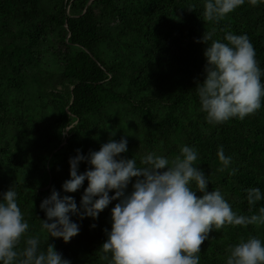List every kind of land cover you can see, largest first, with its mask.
I'll use <instances>...</instances> for the list:
<instances>
[{"label": "trees", "instance_id": "trees-1", "mask_svg": "<svg viewBox=\"0 0 264 264\" xmlns=\"http://www.w3.org/2000/svg\"><path fill=\"white\" fill-rule=\"evenodd\" d=\"M203 12L204 0H0V193L15 188L42 250L49 243L71 264H108L99 248L118 200L95 220L73 216L80 232L68 243L47 242L39 219H46L40 203L53 188L79 207L87 181L63 192L68 161L110 139L126 138L121 155L138 164L149 152L171 159L194 146L207 191L219 189L243 215L264 206H250L245 192H264V107L213 125L196 92L205 78L207 45L197 42L204 32L215 29L213 39L223 42L226 32L247 34L264 69V3L246 2L218 22L205 21ZM219 146L236 175L220 170ZM87 168L81 162L79 172ZM249 236L264 239V226L211 231L200 264H226L228 247Z\"/></svg>", "mask_w": 264, "mask_h": 264}, {"label": "clouds", "instance_id": "clouds-1", "mask_svg": "<svg viewBox=\"0 0 264 264\" xmlns=\"http://www.w3.org/2000/svg\"><path fill=\"white\" fill-rule=\"evenodd\" d=\"M246 2L258 6L264 0H204V20L218 22ZM214 35L215 29L204 32L197 41L207 47L205 78L196 92L208 123L219 125L233 118L242 120L264 107V69L247 34L226 32V42L214 40ZM127 151L126 138L110 139L98 151L83 155L78 149L69 159L63 192H77L85 181L87 187L79 207L74 197L61 196L54 188L42 200L40 209L46 219L39 220L47 242L49 238L70 242L80 232L73 216L95 220L117 200L111 209V229L106 230L107 239L99 248L100 259L108 264H200L201 245L211 231L226 225L264 226V206L255 214L243 215L233 210L219 189L207 191L210 180L197 167L194 146L183 145L171 159L149 152L139 164L134 157L121 155ZM217 156L220 170L230 169L229 174L236 175L238 169L231 167L232 157L223 146L218 147ZM81 162L88 165L83 173L79 172ZM245 192L252 207L264 200L259 187ZM29 228L18 193L11 186L0 193V264H71L52 244L42 250L40 234L30 235ZM226 264H264V239L242 237L228 247Z\"/></svg>", "mask_w": 264, "mask_h": 264}]
</instances>
